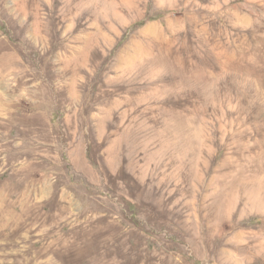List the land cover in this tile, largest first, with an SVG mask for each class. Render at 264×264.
Wrapping results in <instances>:
<instances>
[{"label":"rangeland","instance_id":"1","mask_svg":"<svg viewBox=\"0 0 264 264\" xmlns=\"http://www.w3.org/2000/svg\"><path fill=\"white\" fill-rule=\"evenodd\" d=\"M0 264H264V0H0Z\"/></svg>","mask_w":264,"mask_h":264}]
</instances>
